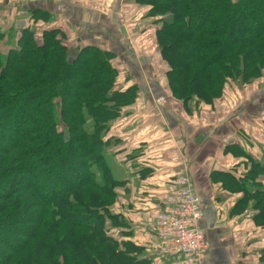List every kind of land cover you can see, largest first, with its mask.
Wrapping results in <instances>:
<instances>
[{"label": "trees", "instance_id": "trees-1", "mask_svg": "<svg viewBox=\"0 0 264 264\" xmlns=\"http://www.w3.org/2000/svg\"><path fill=\"white\" fill-rule=\"evenodd\" d=\"M126 1L160 23L155 39L175 98L213 106L227 82L264 79V0ZM29 12L36 25L52 17ZM8 47L0 28V264H146L143 246L110 229L125 224L111 210L125 182L104 155L109 126L137 86L120 88L114 54L75 50L59 26L26 25ZM246 156L245 173L212 177L240 194L234 214L250 209L264 227V154Z\"/></svg>", "mask_w": 264, "mask_h": 264}, {"label": "crops", "instance_id": "crops-1", "mask_svg": "<svg viewBox=\"0 0 264 264\" xmlns=\"http://www.w3.org/2000/svg\"><path fill=\"white\" fill-rule=\"evenodd\" d=\"M94 2L32 0L17 9L0 0V28L14 21L4 29L10 33L9 49L26 25L38 30L59 26L69 33L75 50L97 45L114 54L120 88L137 86L135 102L123 108L107 133L113 156L112 164L106 162L112 177L125 182L111 206L125 224L111 227L112 233L143 246L146 264H171L156 249L150 212L164 205L166 190L187 172L201 201L200 226L209 243L205 264H264V227L255 224L250 209L234 214L240 194L212 177L215 171L240 176L249 167L247 154L255 159L264 154V89L254 92L264 81L244 87L229 81L213 106L198 99L184 103L169 89L148 9L126 0ZM33 8L49 11L50 21L34 24ZM234 147L246 155L235 154ZM174 149L179 162L171 160Z\"/></svg>", "mask_w": 264, "mask_h": 264}, {"label": "built area", "instance_id": "built-area-1", "mask_svg": "<svg viewBox=\"0 0 264 264\" xmlns=\"http://www.w3.org/2000/svg\"><path fill=\"white\" fill-rule=\"evenodd\" d=\"M29 1L8 0L15 6ZM171 160L181 161L178 150L171 151ZM150 218L160 255L171 258L172 264H205L209 243L200 226L201 201L187 172L176 177L164 194V205L150 212Z\"/></svg>", "mask_w": 264, "mask_h": 264}, {"label": "rangeland", "instance_id": "rangeland-1", "mask_svg": "<svg viewBox=\"0 0 264 264\" xmlns=\"http://www.w3.org/2000/svg\"><path fill=\"white\" fill-rule=\"evenodd\" d=\"M95 2V4H97V5H99V3L101 2L100 0H94ZM15 8H16V6H14ZM19 7L17 6V9H18ZM10 22H14L13 20H9V22H8V25L7 26H3V27H5V28H7L8 26H9V24H10ZM153 25H155V28L157 27V26H159L160 25V23H153ZM31 27H32V29L35 27V25H30ZM46 27V26H45ZM4 28V29H5ZM4 29H2L1 28V30L6 34V39L7 38H9V32L7 31V30H4ZM21 35V34H20ZM20 37V36H19ZM10 43V42H9ZM5 44H7V43H5ZM4 44V45H5ZM11 44V43H10ZM15 45H17V42H16V44ZM3 51H4V54H6V52H7V48L6 47H3ZM263 81H264V79H263ZM252 85H255V84H252ZM254 92L255 93H257V92H260L262 89H264V82H263V85H260L259 87H258V89H257V87H254ZM264 93V92H263ZM255 96H257V95H255ZM245 112H247V111H245ZM247 114H248V112H247ZM250 114V113H249ZM109 151H108V147H106L105 148V152H104V155H105V158L107 159V161L108 162H110L111 164H112V156L113 155H109V153H108ZM62 182V181H61ZM63 183V182H62Z\"/></svg>", "mask_w": 264, "mask_h": 264}]
</instances>
